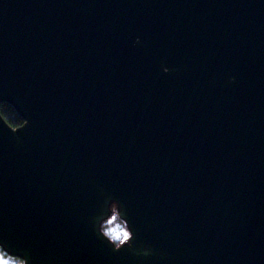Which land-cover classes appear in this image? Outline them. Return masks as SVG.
<instances>
[{
  "label": "water",
  "instance_id": "95a60500",
  "mask_svg": "<svg viewBox=\"0 0 264 264\" xmlns=\"http://www.w3.org/2000/svg\"><path fill=\"white\" fill-rule=\"evenodd\" d=\"M1 100L6 255L264 264V0H0Z\"/></svg>",
  "mask_w": 264,
  "mask_h": 264
},
{
  "label": "trees",
  "instance_id": "16d2710c",
  "mask_svg": "<svg viewBox=\"0 0 264 264\" xmlns=\"http://www.w3.org/2000/svg\"><path fill=\"white\" fill-rule=\"evenodd\" d=\"M0 115L10 127L22 125V118L19 114L15 112V109L9 103L4 102L3 100L0 102ZM118 216L119 215L115 216V224L117 226L114 227L112 222L103 220L100 227L101 232H103L112 242L116 243V245H118L121 239L125 236L124 232L128 231L127 223L124 220H121ZM0 251L3 255H6L1 248Z\"/></svg>",
  "mask_w": 264,
  "mask_h": 264
},
{
  "label": "rangeland",
  "instance_id": "374dc122",
  "mask_svg": "<svg viewBox=\"0 0 264 264\" xmlns=\"http://www.w3.org/2000/svg\"><path fill=\"white\" fill-rule=\"evenodd\" d=\"M118 204L115 203L114 201H111V206H110V216L106 217V221L112 222L114 224V227L117 226L115 224V216L119 215L118 213ZM125 236L121 239L120 243H122L124 240L128 239L129 236H131L129 231L124 232ZM119 243V244H120ZM23 261L21 259H15L12 258L10 255L6 256L3 255L0 251V264H23Z\"/></svg>",
  "mask_w": 264,
  "mask_h": 264
}]
</instances>
